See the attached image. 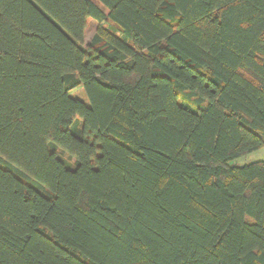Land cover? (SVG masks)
<instances>
[{"label": "trees", "instance_id": "1", "mask_svg": "<svg viewBox=\"0 0 264 264\" xmlns=\"http://www.w3.org/2000/svg\"><path fill=\"white\" fill-rule=\"evenodd\" d=\"M98 1L0 0V264H264V0Z\"/></svg>", "mask_w": 264, "mask_h": 264}, {"label": "rangeland", "instance_id": "2", "mask_svg": "<svg viewBox=\"0 0 264 264\" xmlns=\"http://www.w3.org/2000/svg\"><path fill=\"white\" fill-rule=\"evenodd\" d=\"M99 8H101L105 13H107V9L98 1V0H92ZM111 25L110 23H104V27H108ZM99 23H97L95 20L88 18L86 21V27L84 31V46H87L92 37L96 34L98 31ZM61 155L62 159H65L67 164L72 165L74 163L73 159L68 158L66 154H61L60 151H58ZM256 161H264V146L256 151H253L247 155H244L240 158H237L231 162H229V165L234 166H241L249 163H253Z\"/></svg>", "mask_w": 264, "mask_h": 264}]
</instances>
